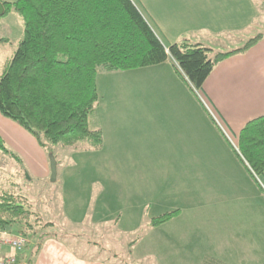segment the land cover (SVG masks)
<instances>
[{
    "label": "crops",
    "instance_id": "crops-1",
    "mask_svg": "<svg viewBox=\"0 0 264 264\" xmlns=\"http://www.w3.org/2000/svg\"><path fill=\"white\" fill-rule=\"evenodd\" d=\"M160 1L155 5L159 6L156 16H152V8H143L149 18L180 22L185 28L173 34L158 24L160 36L156 35L165 47L187 41L210 49L214 55L217 51L240 49L247 42L245 37L253 34L261 38L248 50L217 63L201 93L191 90L170 61L109 72L104 78L97 76L100 98L88 124L90 130L100 132L101 145L96 148L90 142H80L85 143L83 149L92 158L94 173L102 172L106 188H102L92 211L89 206L78 208V188L76 196L75 192L64 194V202L71 200L76 207L68 208V217L76 210L82 212L85 219L82 216L80 220L86 221V226L92 225L85 231L91 232L93 239L83 243L88 247L82 250L86 254L78 252L72 242L53 236L55 233L39 243L30 240L21 256L29 264H113L87 254L102 250L105 234L98 230L104 227L98 225L111 218L117 224L120 219L113 214V206H118L116 212L124 211L123 220L129 227L141 222L142 215L150 210L155 209L156 215L147 217L149 222L178 212L160 226L176 231L149 242L176 241V264H223L225 258L214 254V249L223 253L230 247L235 251L241 244H260L262 234L258 230L252 235L242 232V241L237 239L238 234L230 238L228 214L241 212L246 199L264 200V173L253 177L232 150L237 147L242 129L249 122L264 118V0ZM222 35L238 47L219 52L213 46ZM208 41L210 45H205ZM0 138L23 157L20 169L25 168L29 180L35 171L48 175L47 156L35 138L1 114ZM9 163L13 171L12 176L7 175L9 181L19 180L15 171L18 162L10 158ZM102 196L103 201L99 202ZM95 234L98 237L94 239ZM71 238L76 246L81 243L76 235ZM135 244L131 242L129 247L134 248ZM257 251V260L264 261L260 249Z\"/></svg>",
    "mask_w": 264,
    "mask_h": 264
},
{
    "label": "trees",
    "instance_id": "trees-1",
    "mask_svg": "<svg viewBox=\"0 0 264 264\" xmlns=\"http://www.w3.org/2000/svg\"><path fill=\"white\" fill-rule=\"evenodd\" d=\"M0 1L5 15L14 12L24 27L17 50L0 74V114L44 150L80 141L96 148L101 145L100 132L90 130L88 124L99 101V72L130 71L170 61L191 90L201 93L217 63L248 50L261 38L210 57V49L187 41L165 47L132 0ZM236 148L232 150L248 172L261 176L264 118L242 129ZM0 150L7 153L1 139ZM176 213L153 218L150 226L162 225ZM40 219L21 196L0 192V229L25 237L26 248L30 240L39 243L51 235L55 225Z\"/></svg>",
    "mask_w": 264,
    "mask_h": 264
},
{
    "label": "rangeland",
    "instance_id": "rangeland-1",
    "mask_svg": "<svg viewBox=\"0 0 264 264\" xmlns=\"http://www.w3.org/2000/svg\"><path fill=\"white\" fill-rule=\"evenodd\" d=\"M2 1L14 2L15 0ZM132 2H134L142 12V15L147 19L148 24L152 27L155 34L160 36L157 28L158 24L162 26L164 31L169 30L173 32V34H176V30L179 31L185 29L184 25L180 22L164 20L156 21L149 18V12L143 8H152V16H156V9L159 8V6L155 5L162 1L132 0ZM142 4H145L146 6H142ZM23 34V22L17 14L15 15L14 12H9L0 18V74L3 71L5 64L11 60L14 52L17 50L18 43L23 38ZM253 35L255 36L256 34ZM254 36L250 38L249 36L245 37V40L248 41ZM218 39L220 42H217L213 47L219 50V52H224L227 49L229 50L231 48L238 47L237 44H235L236 42L232 44L228 42V39L230 38L227 37V35H222ZM221 41L225 44L224 46H221ZM205 45H210L209 41L206 42ZM209 55L212 57L213 53L210 52ZM101 76L104 78L105 76H108V73L99 72L98 77ZM104 99L106 98L104 97ZM231 142L235 144L233 139ZM86 144L91 147L89 143ZM3 146L7 153H3L5 157H2V151L0 150V164L1 162H4L3 165H0L2 166L0 167V173L2 175V178L0 176V192L6 191L21 196L32 206L33 211L39 215L41 223L51 222L55 225L54 229L49 230L50 233H55L58 237L63 238L65 241L72 242L71 244H74V247H78V252L86 254L82 250L88 247L83 243L92 241L91 239H93V235L91 232L87 233L85 231V227H92V225L86 226L87 222L80 220L82 219V216H84L85 219V215L77 210L76 213L71 214V217L69 218L68 216L70 215L67 210L70 207L76 209L74 206L75 203L72 202L71 204V200L69 203L64 202L65 191L66 194L70 193L72 195L73 192H75L76 196L78 188L79 196L81 195L79 199L81 206L79 205L78 208L82 206H89L90 211H92L98 202L97 199L102 192V188L103 190L106 188L104 185L105 180L102 178V172L98 171L101 174L97 175L94 173V170H92V158L86 155L87 151L83 149V147L86 146L85 143L78 142L70 145L59 143L57 145H50L44 150L37 142L38 148L42 149L44 154L47 156L49 173L48 175L46 174V176H43L41 171H35L36 174H30V180L29 174L25 172V168H22L23 171L20 169L24 163L21 162L23 157H21L13 149H10L6 144H4V142ZM10 155L18 158V167L15 171H17L18 176H20L19 180L14 179L15 181H9V176L7 177V175L12 176L13 174L12 167L9 165L11 158ZM51 155L55 157L56 178L58 177V180L55 179L54 182L51 181L50 174ZM30 163H32L31 160L29 161V164ZM15 182L16 184H14ZM103 195H107V191ZM67 200H69V198H67ZM102 201L103 196L102 198H99V202ZM116 208H118V206H113L112 212L116 217L120 216L117 224H115L116 222H113L114 218H111L109 219V222L98 225V228L104 227L103 229L98 230V233L101 231L102 234H105L104 241L103 239L96 240L100 242L103 241L102 250L99 251V253L92 252L87 254L93 255L95 258L99 257L106 259L113 264H176V241L171 242L170 244H165V242L163 244H158L159 240L152 244L149 243L152 240L160 239L161 236H165L172 230L176 231V228L167 226L160 228L162 225L150 227L151 223L147 221V217L150 218L156 215L155 209L153 211L150 210L148 213L145 212L142 215L143 218L141 222L137 223L133 227H129L124 223V211L117 210L116 212ZM243 208L244 209H242L241 212L237 211L231 213L229 211V236L232 238V236H235L234 234H238L237 239L242 241V239H244L242 232L246 230V234L250 233L252 235L254 232L256 234V231L258 230L262 234L259 239L260 244H241L237 246L238 251L237 249L233 251L231 250L232 247H230L229 251H223V253L220 249H214L213 252L214 254L223 256V258L226 259H224L223 264H264V261L257 260L254 253V251L258 252L257 250L260 249L264 259V200L246 199ZM199 217H201V214H199ZM77 219L79 221H77ZM258 224L261 226L260 229L258 228ZM70 227H72L73 230L66 229ZM110 227L111 229H109ZM71 235H76L78 238L77 240H80L81 243H77L78 245L76 246L74 240L71 238ZM95 235L94 239L98 237L97 234ZM131 242L136 243L134 248L129 247V243ZM143 252L144 255H142ZM140 257L141 259H139ZM181 264L186 263L182 262Z\"/></svg>",
    "mask_w": 264,
    "mask_h": 264
},
{
    "label": "built area",
    "instance_id": "built-area-1",
    "mask_svg": "<svg viewBox=\"0 0 264 264\" xmlns=\"http://www.w3.org/2000/svg\"><path fill=\"white\" fill-rule=\"evenodd\" d=\"M27 243L25 237L0 229V264H27L21 259Z\"/></svg>",
    "mask_w": 264,
    "mask_h": 264
},
{
    "label": "water",
    "instance_id": "water-1",
    "mask_svg": "<svg viewBox=\"0 0 264 264\" xmlns=\"http://www.w3.org/2000/svg\"><path fill=\"white\" fill-rule=\"evenodd\" d=\"M5 15V9L3 3L0 1V18ZM50 174H51V181L54 182L56 179V162L54 158L50 157Z\"/></svg>",
    "mask_w": 264,
    "mask_h": 264
}]
</instances>
